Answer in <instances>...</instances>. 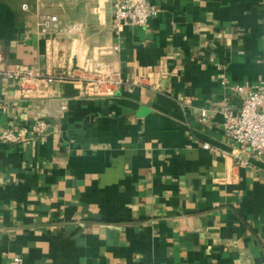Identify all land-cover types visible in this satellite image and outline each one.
Instances as JSON below:
<instances>
[{
    "label": "crops",
    "instance_id": "crops-1",
    "mask_svg": "<svg viewBox=\"0 0 264 264\" xmlns=\"http://www.w3.org/2000/svg\"><path fill=\"white\" fill-rule=\"evenodd\" d=\"M147 4L118 27L112 0H0L6 64L59 76L32 98L0 79V264H264V151L239 163L219 112L264 85V0ZM84 68L157 86L88 96Z\"/></svg>",
    "mask_w": 264,
    "mask_h": 264
},
{
    "label": "built area",
    "instance_id": "built-area-1",
    "mask_svg": "<svg viewBox=\"0 0 264 264\" xmlns=\"http://www.w3.org/2000/svg\"><path fill=\"white\" fill-rule=\"evenodd\" d=\"M115 8V25L120 27L125 23L146 27L152 17L157 15L160 9L156 6L147 4V0H112ZM23 8L28 10L29 5L23 4ZM59 20L58 15L47 14L39 21L42 33L55 32V23ZM5 55L0 45V79H15L21 82L19 91L21 97L32 98L39 92L38 82L46 79L53 82L59 78L57 75L44 76L41 71L33 67L15 66L11 67L6 64ZM87 75L79 78L82 89L88 96L105 97L117 94L123 86H150L154 85L152 72L146 71L138 77H124L120 71L113 69L87 70ZM7 103L0 102V114L8 112ZM219 112L224 116L226 135L229 139L237 142L241 152L246 156L239 157V163H247L248 155L264 151V85L251 88L243 100L241 110L237 113L228 102L219 106ZM202 114L206 118L207 111L203 110ZM48 128V122L45 120L38 121L25 131L18 127H8L2 131L1 138L7 142L17 143L25 141L33 136L43 134ZM205 147L212 148L209 143ZM6 264H24L23 257L16 255Z\"/></svg>",
    "mask_w": 264,
    "mask_h": 264
}]
</instances>
